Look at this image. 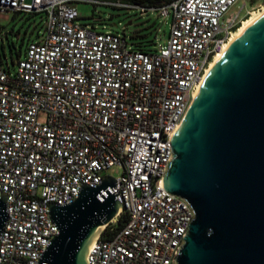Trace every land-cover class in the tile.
I'll return each instance as SVG.
<instances>
[{
	"label": "built area",
	"instance_id": "2783aa9c",
	"mask_svg": "<svg viewBox=\"0 0 264 264\" xmlns=\"http://www.w3.org/2000/svg\"><path fill=\"white\" fill-rule=\"evenodd\" d=\"M238 1L174 0L148 9L96 0H0V12L45 19L43 37L29 44L14 73L0 64V199L7 198L8 216L0 264H45L59 235L50 206L72 205L84 186L97 188L112 177L104 174L114 167L123 176L112 177L108 191L127 223L108 237L103 231L88 264H177L195 213L168 193L164 177L208 69L255 12L225 24ZM78 3L159 11L172 19L169 40L153 52L136 51L126 34L83 23Z\"/></svg>",
	"mask_w": 264,
	"mask_h": 264
},
{
	"label": "water",
	"instance_id": "95a60500",
	"mask_svg": "<svg viewBox=\"0 0 264 264\" xmlns=\"http://www.w3.org/2000/svg\"><path fill=\"white\" fill-rule=\"evenodd\" d=\"M172 149L165 186L195 213L177 264H264V16L204 82ZM114 186L107 177L72 205L50 206L59 235L42 263L88 264L92 244L123 211ZM7 220L3 197L0 235Z\"/></svg>",
	"mask_w": 264,
	"mask_h": 264
},
{
	"label": "rangeland",
	"instance_id": "374dc122",
	"mask_svg": "<svg viewBox=\"0 0 264 264\" xmlns=\"http://www.w3.org/2000/svg\"><path fill=\"white\" fill-rule=\"evenodd\" d=\"M115 4L118 5V3ZM75 7L83 23L94 25L99 32L126 34L130 45L134 44V46L131 45L133 49L136 46H142L144 50L153 52L160 45H166L169 40L172 19L161 17L159 11L144 13L140 8L94 6L91 3H78ZM263 8L264 5L257 6L254 13L262 12ZM252 9V0H239L230 9L223 22L228 24L240 12L239 18L243 19ZM44 23L43 15L30 16L23 13L16 14L13 11L0 12V53L2 63L7 69L10 68L11 73H14L15 66L18 64L16 49H20L23 39L26 43L29 39L32 42H39L44 34ZM25 51L26 46L23 47V54ZM38 119L40 123H45L47 115L40 113ZM104 175L120 179L123 176V169L114 167Z\"/></svg>",
	"mask_w": 264,
	"mask_h": 264
},
{
	"label": "trees",
	"instance_id": "16d2710c",
	"mask_svg": "<svg viewBox=\"0 0 264 264\" xmlns=\"http://www.w3.org/2000/svg\"><path fill=\"white\" fill-rule=\"evenodd\" d=\"M96 1L109 2V3H113V4L120 3L122 5L136 6V7H140V8L158 9V8H161L163 6L170 4L174 0H96ZM252 4H253V9H255L259 5H264V0H252ZM113 7H116V6H113ZM16 14H20V13H16ZM27 15L36 16V15H41V14H33V15L27 14ZM31 43H33V42L30 39L27 41V43L24 39L22 40L20 49L19 50L16 49L18 62L24 57V55L27 51V48H28L29 44H31ZM131 45L134 46V44H131ZM24 46H26V51L23 54V47ZM134 50L139 51V52H144V53L145 52H151V51L144 50L142 48V46H136V48ZM11 53L13 54L12 50H11ZM0 61H1V65L5 66L2 63V54L1 53H0ZM8 69H10V68L8 67ZM126 223H127V216L125 214H121L118 218L117 223L111 224L106 228L103 236L104 237L110 236L112 229L119 231L120 229H122L125 226Z\"/></svg>",
	"mask_w": 264,
	"mask_h": 264
},
{
	"label": "bare ground",
	"instance_id": "6f19581e",
	"mask_svg": "<svg viewBox=\"0 0 264 264\" xmlns=\"http://www.w3.org/2000/svg\"><path fill=\"white\" fill-rule=\"evenodd\" d=\"M264 16V8L262 12L260 13H253L246 21H244L243 25L240 27V29L232 36L231 40L228 44L224 47L223 51L218 54V56L215 58L214 62L211 64L210 68L208 69L205 78L203 80L202 85L207 80L213 69L216 67V65L219 63V61L223 58L224 54L232 47V45L241 37V35L246 32L252 25L259 21ZM202 85L200 86L199 90L201 89ZM198 90V91H199ZM96 239V238H95ZM94 239V241H95Z\"/></svg>",
	"mask_w": 264,
	"mask_h": 264
}]
</instances>
